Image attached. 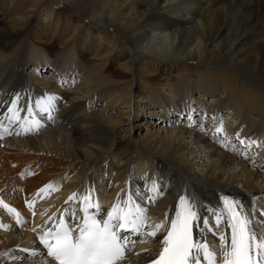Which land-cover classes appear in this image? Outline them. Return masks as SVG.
<instances>
[{"label":"bare ground","instance_id":"6f19581e","mask_svg":"<svg viewBox=\"0 0 264 264\" xmlns=\"http://www.w3.org/2000/svg\"><path fill=\"white\" fill-rule=\"evenodd\" d=\"M129 196L148 219L119 264L151 263L182 196L264 234V0H0V264H52L51 223ZM220 235L193 228L218 260Z\"/></svg>","mask_w":264,"mask_h":264},{"label":"snow or ice","instance_id":"6c2138e0","mask_svg":"<svg viewBox=\"0 0 264 264\" xmlns=\"http://www.w3.org/2000/svg\"><path fill=\"white\" fill-rule=\"evenodd\" d=\"M53 99L54 97L48 98L49 106ZM36 103L40 107V102ZM153 190L159 191L156 182H153ZM72 199H75V194L69 197V200ZM152 199L149 198L150 202ZM223 201L227 216H217L216 221L210 224L208 219L198 216L186 197H180L181 210L169 221L161 250L151 259V264H201L202 260L205 264H264V234L254 227L261 220L254 219L239 202L228 197H224ZM84 203L83 211L86 215L83 217V224L77 229H71L65 225L64 220H60L55 230L49 229L40 237L47 257L51 258L52 264H119L125 258L128 245L135 244L129 236L121 233L130 231L139 236L147 219L146 209L133 202L129 196L126 207L121 208L117 203L107 212V219L97 220L94 215H87V212L92 207L99 210L100 206L88 203L87 197L84 198ZM3 207L15 212V209L8 208L6 204ZM260 215L264 217V212ZM201 219L202 225L197 223ZM221 219H224L231 231L229 237L219 236L221 259L218 260L215 249H210L207 243L199 239H193V228H197L201 236L205 231L215 234L219 231ZM162 227L163 222L155 224L144 235L155 237ZM21 250L28 251L27 248Z\"/></svg>","mask_w":264,"mask_h":264},{"label":"rangeland","instance_id":"374dc122","mask_svg":"<svg viewBox=\"0 0 264 264\" xmlns=\"http://www.w3.org/2000/svg\"><path fill=\"white\" fill-rule=\"evenodd\" d=\"M175 1H176V0H175ZM225 10H227V9H225ZM153 36H154V37H153L154 39H155V38L157 39L158 37H161V36H163V35L159 34L158 32H155V33H153ZM157 40H158V39H157ZM175 42H176V40L174 41V45H171V46H170L172 49L175 48V44H176ZM172 46H173V47H172ZM147 50H148V49H145V51H146V52H149V54H152V55L156 56L155 53H152L150 50H148V51H147ZM169 51H171V50H169ZM152 55H151V56H152ZM142 119H143V118H142ZM144 120H147V119H144ZM135 122H136V121H135ZM135 122H134V123H135ZM134 123H133V124H134ZM136 127L139 128V125H137ZM142 128H143V129H148V128H145V126H142Z\"/></svg>","mask_w":264,"mask_h":264}]
</instances>
